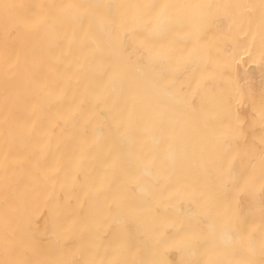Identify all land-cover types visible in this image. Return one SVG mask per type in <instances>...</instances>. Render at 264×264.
I'll return each mask as SVG.
<instances>
[{"label":"bare ground","instance_id":"1","mask_svg":"<svg viewBox=\"0 0 264 264\" xmlns=\"http://www.w3.org/2000/svg\"><path fill=\"white\" fill-rule=\"evenodd\" d=\"M0 264H264V0H0Z\"/></svg>","mask_w":264,"mask_h":264}]
</instances>
